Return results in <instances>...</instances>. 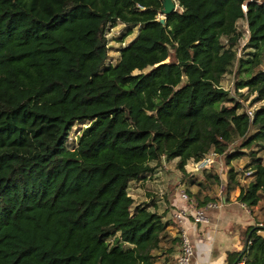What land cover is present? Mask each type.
<instances>
[{
	"label": "trees",
	"instance_id": "16d2710c",
	"mask_svg": "<svg viewBox=\"0 0 264 264\" xmlns=\"http://www.w3.org/2000/svg\"><path fill=\"white\" fill-rule=\"evenodd\" d=\"M175 1L162 14V0H0V264L174 260V219L156 206L132 209L127 192L173 159L183 172L213 152L228 166L224 178L201 171L223 181L222 202L237 190L239 204L257 205L264 0ZM238 20L250 50L235 57ZM118 23L123 37L135 36L111 63L105 30ZM234 60L235 91L247 87L253 102L262 100L249 114L219 85ZM243 155L250 160L238 172L230 163ZM205 181L195 183L209 193ZM187 196L195 208L211 201L199 190ZM253 222L241 232L243 248L225 252L226 264H264V226Z\"/></svg>",
	"mask_w": 264,
	"mask_h": 264
},
{
	"label": "rangeland",
	"instance_id": "374dc122",
	"mask_svg": "<svg viewBox=\"0 0 264 264\" xmlns=\"http://www.w3.org/2000/svg\"><path fill=\"white\" fill-rule=\"evenodd\" d=\"M174 4V8L177 7V3L175 0H170ZM244 7V6H242ZM160 17V16H159ZM237 30L242 32V36L238 39L237 44L235 45V57H239L240 55H245V53L249 52L248 48H244V44L247 40V28L246 24L243 20H238L236 22ZM124 28L121 24H115L112 26H108L105 30V37L107 39V56L108 61L111 63H115L117 60L118 49L128 43L134 36L135 30L127 36L123 37ZM253 50V49H251ZM246 56V55H245ZM263 56V51L259 52V57ZM262 59V58H261ZM236 60H234L231 65H229L227 71L223 74L220 78V87L226 89L230 92V94L237 99L238 102L242 103L245 108H247V113L249 114L251 110L255 109L258 105L261 104L262 100L259 101H252L255 93L248 94L247 87H242L235 91L233 87L234 80L236 77L234 76L236 70ZM263 66V63L260 61L257 64L251 67V70L244 74L243 78H247L257 69H260ZM242 94V95H240ZM245 95V97H243ZM251 132V130H250ZM76 135V131L73 130L70 132L69 141L74 140V136ZM257 156L261 158V162L264 164V151L258 152ZM249 158L247 155H243L233 161H231L230 165L236 170L240 171L244 165L249 162ZM175 159L170 160L168 162H163L161 165L155 167L153 172L147 178L143 180H133L128 184V194L133 198L134 202L133 206L139 204H147L150 210H153L156 206L157 211L163 214L164 219L172 218V214L174 211L183 208L186 206V203H192L191 205L194 206L195 202L193 201L192 197H188L187 194L194 193L197 190L201 191L202 194L206 195V197L211 200L209 205L211 206H219L222 202L223 193V181L220 183L215 182L213 178L208 177L206 172H202L201 169H195L190 162H188L185 167L184 171L181 172L176 168ZM223 163V158L218 159V157L214 158V162L211 166L207 168H211L212 172H223L220 175V179L224 178V172L228 168ZM238 171V172H239ZM190 173H194V176L191 179H188L187 175ZM206 179V185L209 187L207 189L208 192L204 191V189L199 186L197 181H201ZM241 179L240 184L245 185L247 184L251 178L248 173H244V176L240 177ZM192 180V181H191ZM181 193V195H180ZM237 194V190H234L230 193L229 198L225 200V202H232L238 203L235 200V196ZM186 197V198H185ZM224 198V197H223ZM247 209V208H246ZM252 214L254 215V220L257 226H264V193L260 194V199L257 205L253 208ZM175 216V215H174ZM177 220L174 219V222ZM252 223V222H251ZM177 225L170 227L167 229L169 231V238L173 236H179V226L180 224L176 222ZM177 228V229H176ZM188 229V228H187ZM261 233L264 234V230H261ZM162 244V243H161ZM163 245V244H162ZM164 257L161 255L158 257L162 264H164ZM157 262V261H156ZM177 264V263H176Z\"/></svg>",
	"mask_w": 264,
	"mask_h": 264
},
{
	"label": "crops",
	"instance_id": "0c3cea01",
	"mask_svg": "<svg viewBox=\"0 0 264 264\" xmlns=\"http://www.w3.org/2000/svg\"><path fill=\"white\" fill-rule=\"evenodd\" d=\"M253 210L236 202L223 201L219 206L204 209L203 222L193 224L189 220L187 234L192 252L187 264H226L225 252L240 251L244 246L242 230L255 225ZM176 256L175 254L174 260H167L164 264H176ZM154 264L162 263L157 260Z\"/></svg>",
	"mask_w": 264,
	"mask_h": 264
},
{
	"label": "built area",
	"instance_id": "2783aa9c",
	"mask_svg": "<svg viewBox=\"0 0 264 264\" xmlns=\"http://www.w3.org/2000/svg\"><path fill=\"white\" fill-rule=\"evenodd\" d=\"M214 158H215V154L213 152H209L199 161H195V162L190 161V163L195 169L207 168L208 166L212 165V163L214 162ZM210 206L211 205L206 204L202 208H195L194 206L183 207L175 210L174 214H172L173 215L172 218L177 220L176 222L180 224L179 236L181 239V243H180L179 252L176 256L177 264H187L189 256L191 255L192 252V246L187 234L189 220H191V223L193 224L203 222L205 220L204 209ZM237 264H244V263L240 261Z\"/></svg>",
	"mask_w": 264,
	"mask_h": 264
},
{
	"label": "water",
	"instance_id": "95a60500",
	"mask_svg": "<svg viewBox=\"0 0 264 264\" xmlns=\"http://www.w3.org/2000/svg\"><path fill=\"white\" fill-rule=\"evenodd\" d=\"M242 8L244 9V7ZM173 9H174V4L170 0H162V9H161L162 14H168L171 11H173ZM158 22L160 24H163L164 23L163 17H160L158 19Z\"/></svg>",
	"mask_w": 264,
	"mask_h": 264
}]
</instances>
